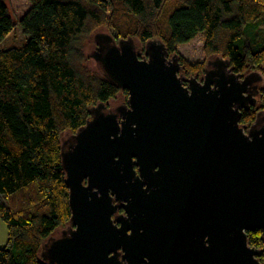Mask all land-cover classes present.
<instances>
[{"label": "water", "instance_id": "water-1", "mask_svg": "<svg viewBox=\"0 0 264 264\" xmlns=\"http://www.w3.org/2000/svg\"><path fill=\"white\" fill-rule=\"evenodd\" d=\"M94 39L91 57L127 103L119 116L93 106L62 146L69 228L44 243L41 261L260 264L247 233H264V120L240 123L256 103L252 75L217 57L202 82L184 85L160 39Z\"/></svg>", "mask_w": 264, "mask_h": 264}, {"label": "trees", "instance_id": "trees-1", "mask_svg": "<svg viewBox=\"0 0 264 264\" xmlns=\"http://www.w3.org/2000/svg\"><path fill=\"white\" fill-rule=\"evenodd\" d=\"M28 1L14 22L0 0V218L7 226L0 264H45L42 246L70 218L61 134L84 125L93 106L127 94L78 60L94 27L108 24L119 39L142 44L158 38L169 55L203 32L209 49L242 75L264 61V0ZM15 26L24 41L4 46ZM260 92L259 103L242 110L241 124L263 115L264 86ZM247 238L264 247L260 230Z\"/></svg>", "mask_w": 264, "mask_h": 264}, {"label": "rangeland", "instance_id": "rangeland-1", "mask_svg": "<svg viewBox=\"0 0 264 264\" xmlns=\"http://www.w3.org/2000/svg\"><path fill=\"white\" fill-rule=\"evenodd\" d=\"M7 6L8 13L13 18L14 22L17 21L21 16L27 11L29 8V1L28 0H4ZM176 0H167V4L171 5ZM109 35L112 36L114 41L117 43L118 37L114 35L115 33L109 28L108 24H102L98 27H94L83 39L82 44L79 46L80 56H79V62L82 63L83 67L87 70L93 71V72H101V68L96 63L94 58L90 57V55L94 52L95 47L97 46L95 42V35ZM116 37V38H115ZM134 40V43L137 47H140L143 45L137 38H132ZM24 41L23 39V33L21 29L18 26H15L13 30L10 32V34L7 36V38L2 42L4 46H16V45H10L12 43L21 44ZM176 53L178 55V62H180L181 66H187L188 71L187 73L184 72L185 76L189 78V76H197L198 78H203V75L205 74V71L208 69H212L213 65H209L208 62H215L217 57H221V54L219 52H213L209 49V47L206 44L205 40V34L203 32L198 33L195 37H193L190 41L178 44L176 46ZM143 54V52H142ZM175 54V53H174ZM173 54H171L168 57H172ZM188 64L191 66H188ZM199 70V71H198ZM201 71V72H200ZM181 73L183 71H180ZM183 74V73H182ZM245 75L254 74L255 77H259L260 79L257 80V82L253 85L257 86V94L254 95L257 96L261 94L259 93V90L261 87L264 86V61L261 64V68L257 67H249L245 70L243 73ZM254 83V81H253ZM252 84V83H251ZM252 86V85H250ZM125 99H127L126 94L123 93L121 90L120 92L112 99L107 101L106 108L110 110H114L118 106L125 104ZM257 103L258 100H257ZM105 110V109H104ZM264 113V111H261ZM257 119H254L251 125L256 124ZM256 126V125H255ZM257 127V126H256ZM72 134L70 131H65L61 134V145L65 148V142L71 141L69 136ZM33 197V196H32ZM34 204L30 203V207ZM69 228V224L66 223L62 226H59L58 229L54 232L53 237H56L55 239L61 237V234L63 231H67ZM7 240V226L3 219L0 218V247L4 246ZM46 247L42 248L44 250ZM40 258V256H39ZM41 260V258H40Z\"/></svg>", "mask_w": 264, "mask_h": 264}, {"label": "flooded vegetation", "instance_id": "flooded-vegetation-1", "mask_svg": "<svg viewBox=\"0 0 264 264\" xmlns=\"http://www.w3.org/2000/svg\"><path fill=\"white\" fill-rule=\"evenodd\" d=\"M170 56V55H169ZM215 62H212V64L211 65H213ZM208 64L210 65V62H208ZM210 70H212V69H207L206 70V72L207 71H210ZM181 71H182V68H181ZM183 75H184V78H185V81H184V85H187L188 84V82L186 81V80H188V79H192V78H195L197 81H199V82H202L203 81V79L202 78H198L197 76H189V78L188 77H186L185 76V74L183 73ZM250 75H252L250 78H251V85L252 86H250V91L252 92V95H256L257 94V86H256V88H255V86H253L256 82H257V80L258 79H260L259 77L257 78V77H255V75L254 74H250ZM204 76V75H203ZM253 81H254V83H253ZM123 91H125V90H123ZM126 97H127V94H126ZM256 97V103H257V96H255ZM126 103H127V99H125V104H122V105H120V106H126ZM255 103V104H256ZM106 106V105H105ZM104 112H115V113H117V115L119 116V112H117V110H116V108L114 109V110H110V109H107V108H105V110H104ZM257 117H258V123H261L263 120H264V115H260V116H258L257 115ZM264 122V121H263ZM257 123V124H258ZM245 125V124H244ZM251 124H248V125H246V126H250ZM116 214H118V215H122L123 214V210L121 209V208H119L118 209V211L116 212ZM69 224V223H68ZM261 234H262V237H263V239H264V233L263 232H261ZM54 235V234H53ZM53 235H51L49 238H56V237H53ZM62 235V234H61ZM48 238V239H49ZM249 244V243H248ZM250 245V244H249ZM251 246V245H250ZM252 247H254V246H252ZM257 248V247H256ZM260 248V247H259ZM259 261H260V264H264V247L262 248V254H261V256L259 257Z\"/></svg>", "mask_w": 264, "mask_h": 264}]
</instances>
